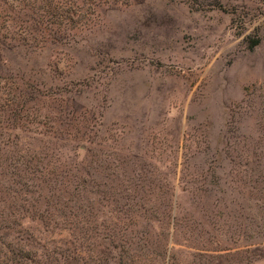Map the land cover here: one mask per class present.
Wrapping results in <instances>:
<instances>
[{
	"label": "rangeland",
	"instance_id": "obj_1",
	"mask_svg": "<svg viewBox=\"0 0 264 264\" xmlns=\"http://www.w3.org/2000/svg\"><path fill=\"white\" fill-rule=\"evenodd\" d=\"M31 158L68 220L78 186L64 264H264V0H0V168Z\"/></svg>",
	"mask_w": 264,
	"mask_h": 264
},
{
	"label": "trees",
	"instance_id": "obj_2",
	"mask_svg": "<svg viewBox=\"0 0 264 264\" xmlns=\"http://www.w3.org/2000/svg\"><path fill=\"white\" fill-rule=\"evenodd\" d=\"M51 174L34 158L1 166L0 264L65 263L62 236L68 221L77 229L78 186L71 192L68 220L64 208L69 205L63 198L66 177L61 174L52 179ZM258 245V258L264 259V241Z\"/></svg>",
	"mask_w": 264,
	"mask_h": 264
}]
</instances>
